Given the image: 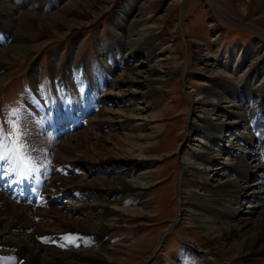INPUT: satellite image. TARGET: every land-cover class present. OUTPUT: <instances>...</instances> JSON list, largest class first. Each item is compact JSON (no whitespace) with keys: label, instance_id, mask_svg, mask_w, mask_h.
Instances as JSON below:
<instances>
[{"label":"bare ground","instance_id":"1","mask_svg":"<svg viewBox=\"0 0 264 264\" xmlns=\"http://www.w3.org/2000/svg\"><path fill=\"white\" fill-rule=\"evenodd\" d=\"M250 1L238 0L243 13ZM183 2L128 0L117 5L115 0H57L52 10L46 0L35 4L0 0V26L15 35L10 44L0 45V65L15 64L41 49L45 40H32L38 34H67L108 10L115 15L110 28L119 44L114 38L110 44L95 38L99 60L104 62L97 70L103 77L98 80L87 71L79 76L80 68L75 70L73 64L82 43L72 42L62 72L68 81L53 83V97L37 89L30 95L34 129L54 140L65 138L53 145L54 159L36 160L38 171L45 165L51 171L48 179L40 180L41 199L31 207L6 196L13 195L20 177L12 172L14 180L7 183L6 171L0 169V264L126 263V258L112 255L115 244L108 246L106 237L124 216L140 218L150 211L147 199L128 207L118 202L122 194L153 183L148 168L153 157L148 151L156 136L140 131L160 120L153 111L159 86L179 71L184 79L190 78L189 60L164 55L172 45L164 41L163 22ZM260 11L264 18V0ZM219 38L216 32V43ZM190 46L201 81L186 87L191 117L182 125L187 135L194 132L196 137L186 141L191 148L182 159V183L176 189L181 215L163 228L159 243L180 222L198 233L190 240L194 253L213 263L218 257L231 264H264V49L253 53L240 72L218 60L217 44L213 50L200 41ZM57 61L50 60L53 72L62 67ZM10 74L0 69V85ZM253 83L257 87H251ZM66 119L70 121L61 122ZM41 140L42 136L34 140L36 149L46 145ZM52 186L62 189L53 200L48 195ZM52 205L55 208H48ZM145 239L143 234L129 244L140 245ZM173 257L174 262L180 259ZM144 259L149 264L150 258Z\"/></svg>","mask_w":264,"mask_h":264},{"label":"rangeland","instance_id":"2","mask_svg":"<svg viewBox=\"0 0 264 264\" xmlns=\"http://www.w3.org/2000/svg\"><path fill=\"white\" fill-rule=\"evenodd\" d=\"M39 1L41 0H31L33 4ZM56 1L46 0V5L53 10L52 7L55 4L53 2ZM64 1L66 0H61V2ZM127 1L115 0V3L118 5ZM262 1L251 0L248 8L243 13L238 6V0H184L183 7L180 6L165 18L163 22L165 30L163 38L166 43H171L172 47L170 50L165 49L164 55L176 57L179 61L185 62L189 60L190 78L184 79L182 71H179L166 84L159 86V90L156 93L158 103L153 111L159 113L158 118L160 120L148 127H142L140 131L141 133L156 136L157 142L148 151V154L153 157L150 160L153 162H150L148 167L151 171L150 179L153 183L145 189L132 190L122 194L118 203L122 207H128L140 204L141 200L147 199L146 204L150 211L140 218L130 215L124 216L120 226L108 232L106 237L108 246L115 244L112 255L126 258L125 264H144L145 257L150 258L149 264H158L160 262L163 264H231L218 257L217 261L213 263L203 254L194 253L191 249L190 240L191 238H198V233L195 232V228L187 227L186 224L174 223V228L164 238L165 241L162 245L159 240L163 228L169 227L181 215V202L178 199L176 189L180 188L182 183V159L191 148L190 142L186 143V141L188 137H196L194 132H191L190 136L187 135L186 126L182 125L184 118L189 119L191 117L190 99L185 93L186 89H188L186 87L194 85L195 83L192 82L194 80L197 82L201 81V76L196 75L194 67L196 64L193 63L194 49L190 45L192 42L200 41L213 50L214 44H217L218 60L227 65L229 69H232L234 65L235 69L240 72L244 71L242 68L253 57V53L264 49V18H260L262 14L260 4ZM81 15L83 14L81 13ZM112 15H114V12L108 10L104 15L93 21L91 20L86 25H82L81 28L80 26L73 28L71 32L69 30L67 34L61 36H55L50 33L38 34L39 36H35L32 40L34 42L45 40L41 49L33 51L20 62H15V64L0 65L2 72H11L7 80L0 85V120L8 117L10 109L19 108L22 110L29 130L30 140L35 144L34 140L42 136L41 141L46 144L37 148L36 157L38 161L39 159H54L53 155L57 146L53 145L57 140L65 137H58L55 141L53 138L43 135L41 131L40 133L34 129L35 125L31 124L33 120L30 116L34 103L29 101L30 95L37 89L45 92L49 97H53V83L61 85L63 81H68L63 77L64 74L62 72L63 68L68 65V50L70 44L74 41L82 43V48L74 58L73 64L75 70L80 68L77 71H80L79 76L87 71L94 75L96 79H102L103 77H99L97 74V70L101 68L100 66L104 62L102 63L99 60L95 38L105 44H110L111 38H114L118 44L116 35L110 28L114 21ZM0 27V45L10 44L15 39L14 33L2 26ZM59 29L62 30V26ZM214 32L215 35L216 32L220 35L218 43L214 40ZM119 52L120 49L117 48L114 53L117 54ZM51 59L52 61L55 60V63L58 62L57 59L61 60V69L53 72L50 64ZM32 71L34 76H31ZM104 80H107L106 76ZM251 87H257V83L251 84ZM136 102H138V99H136ZM260 109L262 112V105ZM256 113L259 114L258 112ZM155 124H159V127L157 125V127H154ZM181 129H183V134ZM192 144H194L193 147H196V142ZM33 154L35 153L33 152ZM218 162H223V160L219 158ZM50 167V165L42 167L43 169L39 173L40 179H48V173L51 171ZM5 169L6 173L8 172L7 175L11 177L9 170ZM68 173L73 176L72 171ZM262 184L264 185V183ZM29 185L30 187L33 186L37 191V187L32 182L27 183V186ZM55 189L52 186L48 195L52 193L55 195ZM59 190L62 189L57 188L56 192ZM246 190H249V188H246ZM7 195L19 205L29 207L34 205V202H29L30 199L28 197H22L24 200H21V198L19 200L17 197L13 198L12 194ZM68 198L72 199V194ZM70 204L72 205V202ZM49 207L55 208V205ZM251 217H254V214H251ZM143 234H145L146 239L140 245L138 243H134L135 245L129 244L130 241ZM174 255L180 257L176 262L173 261Z\"/></svg>","mask_w":264,"mask_h":264},{"label":"snow or ice","instance_id":"3","mask_svg":"<svg viewBox=\"0 0 264 264\" xmlns=\"http://www.w3.org/2000/svg\"><path fill=\"white\" fill-rule=\"evenodd\" d=\"M35 151L37 149L30 140L22 110L10 109L8 117L0 120V169L7 168L16 172L22 180L28 179L39 170L36 165L37 157L32 155ZM66 239L69 243H75L71 238Z\"/></svg>","mask_w":264,"mask_h":264},{"label":"water","instance_id":"4","mask_svg":"<svg viewBox=\"0 0 264 264\" xmlns=\"http://www.w3.org/2000/svg\"><path fill=\"white\" fill-rule=\"evenodd\" d=\"M212 7H214V6H212Z\"/></svg>","mask_w":264,"mask_h":264}]
</instances>
